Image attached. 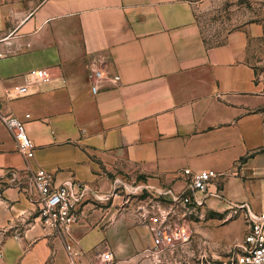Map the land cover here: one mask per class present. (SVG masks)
<instances>
[{
  "label": "crops",
  "instance_id": "0c3cea01",
  "mask_svg": "<svg viewBox=\"0 0 264 264\" xmlns=\"http://www.w3.org/2000/svg\"><path fill=\"white\" fill-rule=\"evenodd\" d=\"M222 1L213 40L211 0H0V107L36 145L24 158L0 122V229L28 212L24 237L1 245L7 264H148L153 236L133 192L181 189L185 169L221 173L193 225L201 249L223 259L244 242L232 208L264 211V0ZM38 69L48 81L29 76ZM39 169L91 189L70 233L35 215Z\"/></svg>",
  "mask_w": 264,
  "mask_h": 264
},
{
  "label": "built area",
  "instance_id": "2783aa9c",
  "mask_svg": "<svg viewBox=\"0 0 264 264\" xmlns=\"http://www.w3.org/2000/svg\"><path fill=\"white\" fill-rule=\"evenodd\" d=\"M103 75L100 69H92L90 72V77L95 79L103 78ZM29 76L42 82L49 79L45 69L34 70ZM114 80L119 81V76H115ZM98 89L94 83L93 92L97 93ZM29 92L27 85L17 87L19 96H25ZM0 122L16 138L20 154L26 159H32L35 156L36 145L26 129L25 122L15 115L3 113L1 107ZM183 173L186 179L181 189L171 186L142 187L136 188L133 192L139 197L138 211L154 239L151 252L157 256L161 251L160 244L170 249L188 244L191 241V234L187 232L185 223L201 217L210 196H220L222 185L220 172L211 169L193 172L185 169ZM33 181L38 194L36 200L38 217L42 225L45 228L70 233L78 222L79 208L91 190L89 185L81 181H69L54 186L52 176L43 169L35 172ZM212 184L217 186L214 192L210 190ZM232 210L234 215H243L249 229L244 242L235 247L226 264H264V211L254 212L247 205L234 206ZM67 249L72 257L78 255L77 251L72 250L71 245H68ZM102 256L105 261L112 260L111 252H103Z\"/></svg>",
  "mask_w": 264,
  "mask_h": 264
},
{
  "label": "rangeland",
  "instance_id": "374dc122",
  "mask_svg": "<svg viewBox=\"0 0 264 264\" xmlns=\"http://www.w3.org/2000/svg\"><path fill=\"white\" fill-rule=\"evenodd\" d=\"M222 1V0H221ZM220 0H211V4L208 7V10L204 11L202 16V22L204 24V28L207 31L211 32V38L215 40L216 34L214 33L215 28L218 24L219 19L221 18L220 15V7L218 4L221 2ZM230 2H232L230 0ZM229 0L222 1L224 3L223 6L227 5L228 8L231 7V3ZM221 5V7H223ZM226 7V6H225ZM135 186V184H134ZM4 187L0 186V198L6 199L3 195ZM7 203H2L1 208L5 212L8 209ZM22 207V206H21ZM25 208H22V210ZM25 211H20L22 214L20 217L16 218L15 220L11 221L12 228H4L0 229V248L3 243H5L6 238L10 235L12 237L22 238L24 237V231L28 229V212L24 213ZM35 215L38 217V211H35ZM34 216V215H33ZM200 220L199 218H195L193 220H189L185 223L187 227V232L191 234V241L188 244L178 246L175 249H170L169 247L166 248L162 244H160L161 251L158 254H153L152 248L146 250L142 257L148 262V264H226L230 260L232 254L235 251L234 247L226 250L225 257L223 259H219L214 257L210 251L201 249V246L198 244V241L195 239L196 232L194 231V224ZM5 231V232H4ZM17 240L19 241V239ZM154 240V239H153ZM206 244V243H204ZM154 245V241H153ZM152 251V252H151ZM230 256V257H229ZM150 259V260H148ZM6 258L2 256V252L0 251V264H7Z\"/></svg>",
  "mask_w": 264,
  "mask_h": 264
}]
</instances>
